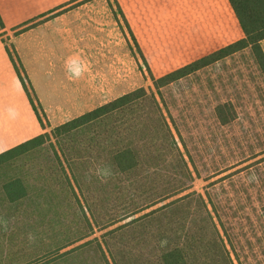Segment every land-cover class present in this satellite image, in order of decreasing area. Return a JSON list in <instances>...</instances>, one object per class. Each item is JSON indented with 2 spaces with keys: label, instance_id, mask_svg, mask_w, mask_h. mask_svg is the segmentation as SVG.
Masks as SVG:
<instances>
[{
  "label": "trees",
  "instance_id": "1",
  "mask_svg": "<svg viewBox=\"0 0 264 264\" xmlns=\"http://www.w3.org/2000/svg\"><path fill=\"white\" fill-rule=\"evenodd\" d=\"M228 1L243 39L160 77L147 64L151 87L135 89L0 154V173L17 169L19 162L23 170L0 181L1 201H30L32 215L58 199V212L50 209L53 218L83 211L92 227L88 211L95 217L103 201L121 205L104 214L100 227L115 228L101 239L81 235L70 240L54 260L264 264V140L254 142L260 129L264 134L259 126L264 124L257 123L263 114L236 106L234 99L213 105L206 87L214 86V68L245 52L264 85V0ZM182 3L167 9L175 12L179 28L195 19L179 7ZM4 30L0 14V33ZM7 51L46 129L25 68L13 48ZM196 179L207 182L204 193L193 190ZM129 230L145 234L136 240L144 244L143 254L133 252L129 242L118 247L119 234ZM93 250L98 260L89 259Z\"/></svg>",
  "mask_w": 264,
  "mask_h": 264
},
{
  "label": "rangeland",
  "instance_id": "2",
  "mask_svg": "<svg viewBox=\"0 0 264 264\" xmlns=\"http://www.w3.org/2000/svg\"><path fill=\"white\" fill-rule=\"evenodd\" d=\"M85 1L88 0H0V7L8 13L6 18L9 17L13 21L16 18L18 20L24 19L23 23L14 26L9 31H4L1 35L9 33L8 40H10L11 37L19 34L23 29L53 17L56 14L55 11L60 9L67 11L69 8L76 7ZM198 1L203 9L204 16L200 13L194 15L195 19L192 23L179 28L175 12L171 10L165 14L164 11L162 13V10L171 9L175 3L180 1L98 0V4L103 6L94 7H109L119 12L122 22L121 32L130 41V48L135 53L139 63L136 66L135 89L152 86L151 77L146 67L147 64L153 75L160 77L166 74L165 72L172 71L189 61L192 62V60L202 58L244 38V33L228 0ZM193 3L194 0H183L179 7L192 16L194 14ZM123 8L135 11L136 15L141 14V10H145L146 13L147 10L151 12L154 22L152 21V24H150V21H148L146 29L149 30L142 34L137 33L141 39L145 38V41L139 39L137 42L135 40L122 15L121 10ZM46 10L48 11L41 13ZM139 44L142 46L140 47ZM87 67L90 70L89 74L94 76H100L101 74L109 77L106 72L110 68V75L112 76L117 75L118 68V74L121 77L127 74V66L123 63L110 64V68L104 66V72L100 64H92L90 61H88ZM256 70L252 56L246 52L240 53L228 62L218 65L216 69L214 68L210 81L213 82L214 86H206L213 105L221 99H234L236 100V106L242 109L259 110V113L263 114V118L257 123L264 124V85H262ZM220 79L224 80V85L219 84ZM259 126L264 127L263 125ZM51 130L48 129L47 132ZM259 134L260 136L254 139L255 143L264 140L262 129L259 130ZM16 167L17 169H10L5 174L0 173V181L5 182L12 176L22 175V164L19 162ZM254 178L256 179L257 175L250 176L249 180L251 181ZM32 180L33 178H31ZM206 185L207 182L203 179H196L193 190L204 193ZM0 189H2L1 186ZM118 202H121V200ZM41 203L47 202L41 200ZM57 205L58 199H55L48 206L54 212H58L59 206L56 207ZM120 206V204L116 206L114 201L99 203L96 211L94 210L95 217H92L88 211L90 221H94L91 227L84 220L83 211H78L75 214L71 212L67 218L62 213L64 218L59 219L51 216L50 209H42V207L36 214L33 213V210V215L30 214V210L33 208L30 201L21 205L7 204V201H1L0 199V264H79L81 259H78V257L73 260L57 259V261L54 258L70 240L73 241L81 235L88 236L90 240L101 239L102 235L115 228L117 225L104 230L100 229L105 222L104 214L114 213L118 209L120 210ZM89 208L88 206V210ZM71 210L73 209L71 208ZM126 233L128 234L120 233L119 237L116 236L120 239L118 247L124 249L126 248L124 247L125 244L129 242L134 247L132 248L133 252L138 251L139 254H143L145 251H143L142 245L144 244L141 245L136 240H142L145 234L141 235L135 230H129ZM108 238H113V236ZM96 256L98 260V252L93 250L88 257L91 259V257L95 258ZM96 263L98 264V261Z\"/></svg>",
  "mask_w": 264,
  "mask_h": 264
},
{
  "label": "crops",
  "instance_id": "3",
  "mask_svg": "<svg viewBox=\"0 0 264 264\" xmlns=\"http://www.w3.org/2000/svg\"><path fill=\"white\" fill-rule=\"evenodd\" d=\"M174 1H180L175 3L178 5L183 2ZM98 5L103 6L98 0H88L67 11L57 10L53 17L27 27L10 40L9 33H0V154L135 90L139 63L130 41L121 32L119 12L109 7H94ZM193 7L194 15L204 16L198 0H194ZM167 9L162 13L166 14ZM3 10L0 7L5 32L23 23L24 19L6 18L8 13ZM121 12L135 40L145 41L137 33L149 30L146 26L148 21L152 24L151 12L141 10L136 15L129 8ZM7 46L17 52L27 72L45 114L46 129L19 79ZM261 47L264 51V40ZM88 61L100 64L103 72L104 66L110 68V64L123 63L127 74L121 77L118 68L117 75L112 76L110 68L106 72L109 77L94 76L89 74ZM77 71L79 76L74 75Z\"/></svg>",
  "mask_w": 264,
  "mask_h": 264
},
{
  "label": "clouds",
  "instance_id": "4",
  "mask_svg": "<svg viewBox=\"0 0 264 264\" xmlns=\"http://www.w3.org/2000/svg\"><path fill=\"white\" fill-rule=\"evenodd\" d=\"M74 75H77V76H79V75H80V72H79V71H77V72H74Z\"/></svg>",
  "mask_w": 264,
  "mask_h": 264
}]
</instances>
